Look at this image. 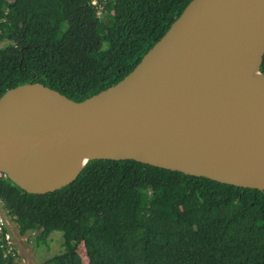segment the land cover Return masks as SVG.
Returning <instances> with one entry per match:
<instances>
[{
  "label": "trees",
  "instance_id": "trees-1",
  "mask_svg": "<svg viewBox=\"0 0 264 264\" xmlns=\"http://www.w3.org/2000/svg\"><path fill=\"white\" fill-rule=\"evenodd\" d=\"M190 1L0 0V97L31 82L81 102L117 84ZM0 202L19 235L67 236L49 264H264V191L96 160L44 195L0 180Z\"/></svg>",
  "mask_w": 264,
  "mask_h": 264
},
{
  "label": "water",
  "instance_id": "water-1",
  "mask_svg": "<svg viewBox=\"0 0 264 264\" xmlns=\"http://www.w3.org/2000/svg\"><path fill=\"white\" fill-rule=\"evenodd\" d=\"M264 0H191L117 84L75 102L40 83L0 97V173L32 195L90 161H135L264 191Z\"/></svg>",
  "mask_w": 264,
  "mask_h": 264
},
{
  "label": "rangeland",
  "instance_id": "rangeland-1",
  "mask_svg": "<svg viewBox=\"0 0 264 264\" xmlns=\"http://www.w3.org/2000/svg\"><path fill=\"white\" fill-rule=\"evenodd\" d=\"M5 44L0 43V46ZM0 210L5 212L1 206ZM5 227L11 239L12 252L17 264H49L47 263L49 259L63 251V242L67 237L61 232H53L45 243H40L36 232H28L21 236L18 234L15 219L9 215ZM83 251L82 247L78 248L81 257L84 256Z\"/></svg>",
  "mask_w": 264,
  "mask_h": 264
},
{
  "label": "built area",
  "instance_id": "built-area-1",
  "mask_svg": "<svg viewBox=\"0 0 264 264\" xmlns=\"http://www.w3.org/2000/svg\"><path fill=\"white\" fill-rule=\"evenodd\" d=\"M91 4L94 6H97L99 3H98V0H91ZM5 178L6 177L0 173V180H3ZM0 206L6 212L5 213L2 210H0V236L3 241L2 247L6 250V254H10L14 256V253L12 252L13 247L11 246V239L5 227L7 223L8 212L3 208L1 202H0Z\"/></svg>",
  "mask_w": 264,
  "mask_h": 264
}]
</instances>
